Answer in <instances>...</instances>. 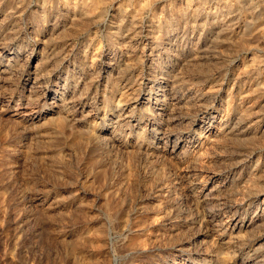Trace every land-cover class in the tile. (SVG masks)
I'll use <instances>...</instances> for the list:
<instances>
[{
    "label": "rangeland",
    "instance_id": "obj_1",
    "mask_svg": "<svg viewBox=\"0 0 264 264\" xmlns=\"http://www.w3.org/2000/svg\"><path fill=\"white\" fill-rule=\"evenodd\" d=\"M0 264H264V0H0Z\"/></svg>",
    "mask_w": 264,
    "mask_h": 264
}]
</instances>
